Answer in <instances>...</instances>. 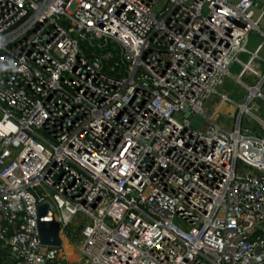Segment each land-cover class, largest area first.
<instances>
[{
	"label": "built area",
	"instance_id": "1",
	"mask_svg": "<svg viewBox=\"0 0 264 264\" xmlns=\"http://www.w3.org/2000/svg\"><path fill=\"white\" fill-rule=\"evenodd\" d=\"M262 16L264 0H0V261L264 264V135L244 126L264 130ZM235 62L242 102L217 89ZM42 203L58 246L39 243Z\"/></svg>",
	"mask_w": 264,
	"mask_h": 264
},
{
	"label": "rangeland",
	"instance_id": "2",
	"mask_svg": "<svg viewBox=\"0 0 264 264\" xmlns=\"http://www.w3.org/2000/svg\"><path fill=\"white\" fill-rule=\"evenodd\" d=\"M260 1L261 0H255V2H257V3H259ZM261 23H263V22H261ZM262 30L264 31V29H262ZM247 39H248V43H247V46H246L247 49L253 48V46L257 42H260L262 40L260 35L257 34L255 31H250L248 33ZM261 54H263V56H264V46H263V49L261 51ZM243 56L244 55H239V58L244 60L245 58ZM239 70H240V65L238 63H236V62L235 63H231L229 68H228L229 75H226L223 78L222 84H220L217 87L218 91L225 92L228 95V97L230 98V100H232L234 102H242V100H244V97H245V94H246L245 93L246 91H244L245 89H243L244 87H242V85L238 81H236L234 79V77H233V76H235L238 73ZM261 70H263V66H262ZM250 77H248V74H247V75H243L240 79L242 81L247 82L248 84H252V83H254V81H252L250 83V82H248L249 80L244 79V78H248L249 79ZM242 92H244V96H243ZM214 100H215L214 97H212L210 99L211 102H213ZM255 104L258 105V108H257V110H254V109L251 110V112L264 120V102L262 100L258 99V100L255 101ZM206 107H207V113L210 114V117L216 123H219L224 129H229V127H230V125L232 123V118L229 115L231 107H227L226 110H224V112H218V114H217L218 117H217V115L215 116V114L213 112L214 109H212V106L210 105V103ZM225 111H227L228 113H225ZM189 121H190V125L193 128H196V129H203L208 123V121L205 120L204 116L202 114H200V113L192 114L189 117ZM244 126L245 127L247 126V127L251 128L252 131H255V133L257 135H261V136L264 135V130H262V127H260L254 121H249V122L245 123ZM68 241L70 242V239H68ZM75 241H77V239ZM69 252H71V255L75 256V254H74L75 251H73V249H71ZM71 255H70V258L72 259ZM71 264H83V263L82 262H78V261L75 260Z\"/></svg>",
	"mask_w": 264,
	"mask_h": 264
},
{
	"label": "water",
	"instance_id": "3",
	"mask_svg": "<svg viewBox=\"0 0 264 264\" xmlns=\"http://www.w3.org/2000/svg\"><path fill=\"white\" fill-rule=\"evenodd\" d=\"M37 235L40 244L58 246L60 239L57 236L58 223L54 220L47 204L42 203L36 207Z\"/></svg>",
	"mask_w": 264,
	"mask_h": 264
},
{
	"label": "crops",
	"instance_id": "4",
	"mask_svg": "<svg viewBox=\"0 0 264 264\" xmlns=\"http://www.w3.org/2000/svg\"><path fill=\"white\" fill-rule=\"evenodd\" d=\"M260 22H263V23H261V26L263 27V29H264V16H262V18H261V20H260ZM258 43V42H257ZM254 47V46H253ZM262 49H263V46L262 47H260L259 48V50H258V54L262 57V59L263 60H261V59H257V60H253L252 61V65H253V67H255V69H257V70H261L262 69V66L264 67V56H263V54H261V51H262ZM245 59H246V57L245 56H243ZM260 57V58H261ZM244 59V60H245ZM243 60V59H242ZM247 73L248 72H245L244 74H241V77L243 76V75H247ZM248 77H250V76H248ZM251 78V79H250ZM249 79L248 78H244V79H247V80H249L248 82H252V81H254L255 79H254V77L253 76H251ZM251 80V81H250ZM241 82H245V81H242L241 80ZM240 83V82H239ZM245 83H247V82H245ZM241 84V83H240ZM248 84V83H247ZM242 85V84H241ZM242 87H244L243 85H242ZM243 89H245V88H243ZM244 91H246V90H244ZM246 93V92H245ZM241 94V93H240ZM242 94H243V96H244V92H242ZM246 95V94H245ZM221 111L222 112H224V110H226V108L228 107V105H224V104H222L221 106ZM206 114V113H205Z\"/></svg>",
	"mask_w": 264,
	"mask_h": 264
},
{
	"label": "bare ground",
	"instance_id": "5",
	"mask_svg": "<svg viewBox=\"0 0 264 264\" xmlns=\"http://www.w3.org/2000/svg\"><path fill=\"white\" fill-rule=\"evenodd\" d=\"M230 109H231V108H230ZM64 247H65V251H66V253H67V254H70V252H69L70 250H69V248L67 247L66 243H64ZM68 250H69V251H68Z\"/></svg>",
	"mask_w": 264,
	"mask_h": 264
},
{
	"label": "trees",
	"instance_id": "6",
	"mask_svg": "<svg viewBox=\"0 0 264 264\" xmlns=\"http://www.w3.org/2000/svg\"><path fill=\"white\" fill-rule=\"evenodd\" d=\"M3 257H2V252H0V260L2 259ZM0 264H4V262H1L0 261Z\"/></svg>",
	"mask_w": 264,
	"mask_h": 264
}]
</instances>
